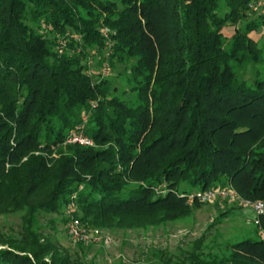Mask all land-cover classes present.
I'll return each instance as SVG.
<instances>
[{
	"label": "trees",
	"instance_id": "obj_1",
	"mask_svg": "<svg viewBox=\"0 0 264 264\" xmlns=\"http://www.w3.org/2000/svg\"><path fill=\"white\" fill-rule=\"evenodd\" d=\"M252 1L0 0V212L25 213L21 237L0 235V264H71L37 226L39 210L71 200L81 219L115 226L188 214L178 191L230 183L264 200V46L250 35L264 16L247 14ZM106 40L116 83L89 69ZM78 125L93 144L63 143ZM185 262L264 264V236Z\"/></svg>",
	"mask_w": 264,
	"mask_h": 264
},
{
	"label": "rangeland",
	"instance_id": "obj_2",
	"mask_svg": "<svg viewBox=\"0 0 264 264\" xmlns=\"http://www.w3.org/2000/svg\"><path fill=\"white\" fill-rule=\"evenodd\" d=\"M222 32L226 36L232 35L234 25H225ZM250 35L264 46V27L251 31ZM103 48L105 47L101 49ZM103 62L98 55H89L90 70L99 72ZM263 66L258 67L264 73ZM256 68V63H249L245 65L241 75L251 81ZM109 69L108 75L104 77L112 78L116 83L117 77H114V74L121 72L122 66H112L109 63ZM98 75L101 76L100 73ZM63 143L70 142L64 140ZM232 187L234 188L233 185ZM44 190L43 188L34 198L40 196ZM162 191L165 192L166 189ZM177 194L185 197L186 203L191 206L189 213L180 217L161 219L162 213H157L158 216H153L154 219L148 224L133 226L96 224L82 219L88 228H99L98 235L82 242L75 241L69 234L68 218L63 206L58 210H39L38 232L51 240L54 246L52 251L65 255L71 264H158L167 258L169 264H178L188 251L196 248L205 253L222 254L227 252L231 242L244 237L264 236L261 231L264 229L261 218L259 223H255L254 209L242 201L250 198L239 194L237 199L214 198L204 202L198 199L188 200L181 191ZM74 211L78 216L81 215L77 206ZM24 216V210L0 212V235L21 237L24 231ZM50 253L46 254V258H49Z\"/></svg>",
	"mask_w": 264,
	"mask_h": 264
},
{
	"label": "built area",
	"instance_id": "obj_3",
	"mask_svg": "<svg viewBox=\"0 0 264 264\" xmlns=\"http://www.w3.org/2000/svg\"><path fill=\"white\" fill-rule=\"evenodd\" d=\"M247 14L249 16H256V15L264 16V0H254L250 2L248 6ZM102 33L104 34V36H107L109 33V28L107 26H103ZM57 35H58V39H57L58 44L56 45V49L58 52H62L66 47L67 40L70 37V32L67 31L64 34H57ZM76 37L78 38V36ZM110 44L111 43L108 40H106L104 46L105 48L101 49V51L94 50L92 52L93 55H98L104 61L101 70L99 71L102 77L107 76L110 70L109 61H108ZM106 45L108 47H106ZM92 105H94V103ZM64 140L66 142L78 143L82 145L93 144L92 137H90L87 133H85L80 125H78L76 128L70 129L66 133ZM184 194L188 200L198 199L204 202L210 201L214 198L237 199L238 197H240L239 193L232 187L230 183H227L225 185L212 186L208 188H197L193 190H188L185 191ZM242 201H245L252 206L256 214L254 218V222L259 223L260 216L264 214V200L257 198L254 200L245 199ZM75 206L76 204L73 200L69 201L66 205H64L65 215L68 218V231L71 237L75 241L87 242L92 237H95L96 235L99 234V228L97 227L88 228V225L84 223L80 218V216H78L77 213L74 211ZM261 231L264 234V229H261Z\"/></svg>",
	"mask_w": 264,
	"mask_h": 264
}]
</instances>
